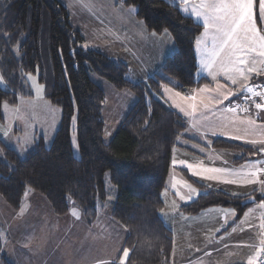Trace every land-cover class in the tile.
Returning <instances> with one entry per match:
<instances>
[{
	"label": "trees",
	"instance_id": "1",
	"mask_svg": "<svg viewBox=\"0 0 264 264\" xmlns=\"http://www.w3.org/2000/svg\"><path fill=\"white\" fill-rule=\"evenodd\" d=\"M117 1L135 6L137 17L149 32L167 30L175 45L158 70L141 81L130 80L123 61L84 47L83 36L70 24L67 8L60 0H0V105L31 96L27 76L35 74L44 97L61 110L59 126L48 146L39 140L22 157L4 147L0 197L11 208L19 209L25 192L32 189L56 216L77 206L91 225L107 203V173L116 192L115 199L108 202L111 215L126 229L123 246L129 249V257L125 264H171L173 236L160 215L161 191L173 150L194 151V143L200 141L159 89L164 85L185 93L207 83L198 75L194 49L202 26L181 12L178 0ZM257 3L255 0L256 8ZM89 72L97 73L118 90H130L135 98L108 141L103 140L104 91ZM74 112L78 156H74L70 142ZM210 139L215 147L240 148L246 156L261 155L237 141ZM179 170L203 189L197 197L180 204L183 213L233 205L244 210L240 203L244 197L204 186L185 168ZM252 195L258 196L255 192ZM3 237L0 225V248ZM0 264H10L4 252L0 253Z\"/></svg>",
	"mask_w": 264,
	"mask_h": 264
},
{
	"label": "rangeland",
	"instance_id": "2",
	"mask_svg": "<svg viewBox=\"0 0 264 264\" xmlns=\"http://www.w3.org/2000/svg\"><path fill=\"white\" fill-rule=\"evenodd\" d=\"M60 1L67 8L70 24L83 36L84 47L94 48L110 58L123 61L130 80L137 82L146 79L147 76L139 79L137 73H140V68H151V70H154L151 74L158 70L162 60L158 62L157 58L160 53L162 54L168 48L167 40L165 36L159 38L152 36L155 35V32L147 30L143 20L137 17L135 6L124 5L117 0ZM162 33H165V31ZM165 35H170L172 38L168 31ZM131 71L136 79L130 77ZM30 76L31 79L29 75L27 76V82L28 88L32 92L31 96L19 97L15 103L2 101L0 105V156H3L4 147L14 149L17 155L22 157L39 140H42L48 146L59 126L60 108L44 97L43 87L37 81L36 75L30 74ZM89 76L104 91L105 98L101 110L104 119L103 140L108 141L119 122L132 106L135 98L130 90L114 88L95 72H89ZM0 84H2V79H0ZM70 127L72 152L74 156H78L75 112L72 115ZM178 149L187 151L185 148H175L172 154L174 155ZM193 149L199 150L197 147ZM236 153V156L242 154L238 150H236ZM246 157L248 159L243 160V166L258 164L259 158L255 155H247ZM189 160L188 157L182 158L179 155L171 160V167L161 191L163 205L160 209V213L168 222L174 216L175 209H179L180 204L187 203L191 200L190 197L195 198L203 192V189L193 185L192 180L175 167V164H181L180 161H185L186 163L180 166L189 169L186 166ZM211 160H215V158L212 157ZM173 161H176V163L174 164ZM190 161L192 162V160ZM104 179L107 203L99 210L98 219L91 226L85 224L84 216L77 206H71L65 215L56 216L49 207L48 202L32 189H27L25 192L19 209L11 208L0 197V205H3V208L0 207V225L4 229L0 253H5L10 264H61V260L62 264H99L95 261L103 260L105 257L120 262L123 249H125L123 240L126 229L111 215L112 207L108 202L115 199L116 192L114 185L109 181L107 173ZM190 189H195V191ZM253 192L258 195L256 200L250 204L248 203L242 213L240 212L243 208L238 210V206L235 205L229 208H219L221 213H230L228 218L231 219L226 229L220 232L219 237L222 239L227 237L237 241L236 230L245 226L244 224L250 226L249 224L252 222V226L255 223L258 224L259 232H261V217L264 214V209L259 208V205L264 201L262 197L264 192L261 191L259 183H257ZM35 195L42 199V203L34 198ZM249 209L253 211L249 213ZM74 210L79 218L73 215ZM210 210L213 211L215 208ZM245 213H249V215L245 216ZM239 214L240 219L239 217L236 219ZM226 216L227 214H218L213 219L222 220ZM232 226V232L227 233V228ZM76 232L79 233L74 236ZM221 233L224 234L221 235ZM27 234L30 235V239L32 238V245L30 246V241L26 239L29 244L27 248H24L26 242L22 240V236L24 237ZM205 239L197 238V241H194L195 244H198L200 251L204 245L211 244L214 241ZM20 240L23 242H20ZM261 240V236H259V244H261ZM22 244L24 245L21 248ZM54 245L56 246L55 249H53ZM62 248H65V250L62 251ZM239 249L240 246L233 245L215 254L205 253L195 258L191 264H219L220 262L225 264L226 258L222 254L224 251L234 252V261L229 259L227 264H247L245 263L246 260L240 259L239 252L241 249ZM24 253L33 255L31 263L22 261L21 258ZM184 258L189 257H186V255L179 257V259Z\"/></svg>",
	"mask_w": 264,
	"mask_h": 264
},
{
	"label": "crops",
	"instance_id": "3",
	"mask_svg": "<svg viewBox=\"0 0 264 264\" xmlns=\"http://www.w3.org/2000/svg\"><path fill=\"white\" fill-rule=\"evenodd\" d=\"M178 1L181 12L190 16L193 20H195L202 26V30L196 39L194 49H195L197 66H198V75L205 78L207 80V83H204L199 87L194 88L185 93H180L169 86H164V85L160 86L159 91L162 98L171 106L172 109H174L180 116H182L186 120L190 131L200 141L194 143V147H197L199 150L193 149L194 151H190L186 149L187 151H183L182 149H178L174 155L172 154L173 155L172 160H174L176 155H179L182 158L186 156L190 160H192V162L189 160V162L187 163L197 166L194 170L197 171L198 174L193 175L192 170L190 169H186L187 173L192 179H194L198 183L203 184L204 186L214 189H220L232 196L244 197L243 199L251 196L255 198V196L252 195V193L256 188L257 183L256 184L243 183L242 175L232 174V173L240 172L243 166V160L248 159L245 154L236 156L237 155L236 150L242 153V149L235 147L234 148L215 147L211 144L212 142L210 137L224 138V139L240 142L244 145H249L251 146L250 151L256 155L257 154L259 155L260 153L261 155L256 157L259 158L260 162H264V153L260 151L261 145L259 143L253 145L247 142L248 140L251 139H256L258 141L264 139V127H262V125H264V110H257L255 108V104L253 103V101L255 102L257 101V96H253L246 92L247 87H254L255 90L258 92L260 83L264 81V73H261L259 75H257L256 73H252L249 75V78L246 81L240 79L239 82L235 85L231 84L230 81L226 80L222 74H218L216 80H213L209 72L213 71L219 73L220 69L218 66L213 67L210 70L205 69L202 63L204 59V49L206 47L207 48L211 47V39L210 37H206L202 35V33H204L205 31L203 27V19L197 17L194 14V10H193L194 5L199 6L200 0H189V3L187 5H184L181 2V0ZM260 3L261 0H258L257 8H256L255 0H253L252 16H253V23L255 24L257 31L261 35H264V13L261 12ZM152 36H157L158 38L161 36H165L167 40L168 48H166L162 52V54L160 53V55L157 58L158 62L161 60L163 61L165 56L170 54L175 49V45L172 41V38L170 37V35L169 36L165 35V33L162 32L155 33V35ZM198 39L200 40L199 45L197 44ZM256 59L257 61H259L260 58L256 57ZM257 67L258 68L261 67L259 63H257ZM152 71L154 70H151V68H146V67L140 68L139 71L140 73H137V75L138 77H140L139 79H143V77L145 76L148 77L152 75L151 74ZM130 77L131 78L135 77L134 74H132V71ZM217 83L225 86L222 89V91H224L225 93H227L228 91H232L234 94L229 96L228 100H224L222 104L217 105L213 102L206 108L201 103V100L204 97H214L216 95L215 89ZM201 88H207L208 91L201 93L199 91V89ZM176 93H179L180 95L177 96ZM193 96L195 97L194 100L188 99L189 97H193ZM244 102H248L249 105L248 106L249 111L247 112L240 110L241 109L240 105ZM205 103H207L206 100ZM192 104L196 105V109L194 112L193 109L190 107V105ZM181 108H184L185 111L187 112H193V114L185 115L184 112L180 111ZM229 108H234L236 109V111L229 112L227 111V109ZM246 119L255 120L256 122L255 136L247 135L245 132L246 126L239 123L240 120H246ZM232 155L235 156L233 157ZM212 157H214L215 160H211ZM237 163H239V165H237ZM175 165L177 169L181 168L180 166L181 164H175ZM257 167H260V164H257ZM202 168H224L230 170V172L222 174L215 179H207L206 176L213 174L201 172ZM247 170L248 168L245 167L244 171ZM224 180H237L238 182L224 183L223 182ZM192 184L195 185L193 182ZM34 198L38 199V201L42 203L41 201L42 199H39V197H36V195L34 196ZM190 199H193V197H190ZM247 205L248 204L243 206H247ZM0 207L3 208V205L1 204ZM225 208H229V207H225ZM244 209H246V207ZM219 210L221 209H215L213 211L211 210L202 211L194 214H187V213H183L182 211H180V209L176 208L174 212V216L170 218L171 219L170 222H168L166 218L162 215V213H160L162 220L168 226V228H170L173 236L171 264H191V262L195 258H198L202 254L205 253L215 254L218 251L233 245L240 246L241 249V251L239 252L240 259L246 260L245 263H247V259L249 256H253L256 254V250L257 248H259L260 245L258 242L259 236L262 235L263 228H261L262 230H260L261 232H259L257 223L254 222L255 224L253 226H252L253 222L249 224L250 226L244 224L245 226L240 227L239 229L236 230V235L238 236L237 241L227 237H224L222 239L221 237H219L220 232L226 229L231 219L228 218L230 216V213H221V211ZM218 214H227V216L225 218H222V220H218L217 218L213 219V217ZM238 217L240 219V214L239 216L236 217V219ZM97 219L98 218L96 217L95 221ZM262 223H264V221H262ZM85 224L87 223L85 222ZM231 228H233V226L227 228L228 231L226 232L227 233L232 232ZM79 232H76L74 236L78 235ZM223 234L224 233H221V235ZM197 238H202L204 240H206L205 238H207L210 241L212 240L214 241L211 244L204 245L202 250L200 251L198 244L194 243V241H197ZM26 239L30 241V243L32 240V238L30 239V235L28 234L24 235V237L22 236V240L26 242L24 248H27V245L29 244V242ZM22 240H20V242ZM23 245L24 244H22L21 248L23 247ZM31 245L32 243L30 244V246ZM55 248L56 246L54 245L53 249ZM64 250L65 248H62V251ZM233 253H234L233 251L231 253L225 251L222 253L223 256L226 258L225 264L229 263L228 262L229 259H231V261H234ZM184 255H186V257L189 258L179 259L180 256H184ZM192 255H194V257H192ZM21 259L22 261H25V263H31L33 259V255L30 253H24ZM100 261L111 263L115 260H111L110 257H105L103 260H98L95 262H100ZM61 264H62V260H61ZM219 264H223V263L220 262Z\"/></svg>",
	"mask_w": 264,
	"mask_h": 264
},
{
	"label": "snow or ice",
	"instance_id": "4",
	"mask_svg": "<svg viewBox=\"0 0 264 264\" xmlns=\"http://www.w3.org/2000/svg\"><path fill=\"white\" fill-rule=\"evenodd\" d=\"M184 5L189 3V0H181ZM252 4L253 0H200L199 6L194 5V14L197 17L203 19L204 33L203 36L210 37L211 47L204 49V59L202 61L205 69H212L213 67H219L220 72L210 71L209 74L213 80H216L218 74H222L224 78L235 85L240 79L247 80L249 75L256 73L257 75L264 73V35H261L255 24L253 23L252 16ZM261 12L264 13V0L260 3ZM167 34V30H165ZM200 40H197L199 45ZM254 54V55H253ZM256 57H259L257 61ZM257 63L261 67H257ZM29 78L31 76L29 74ZM2 79V78H0ZM224 85L217 83L214 97H204L201 103L204 107H208L213 102L215 104H222L224 100H228L229 96L233 95L232 91L225 93L222 91ZM201 93L207 92V88L199 89ZM246 92L253 95L259 96L262 102H255V108L257 110H264V91L257 92L254 87H247ZM179 96V93H176ZM222 97V99H221ZM188 99H195V97H189ZM205 100L207 103H205ZM190 107L193 112L196 109V105L192 104ZM241 111L247 112L248 108H242ZM180 111L184 112L185 115H192L193 112H187L184 108ZM229 112H234L236 109L229 108ZM240 124L245 125V132L247 135H256V122L252 119L240 120ZM264 127V125H262ZM7 135V133H5ZM239 138V137H236ZM253 145L259 143L261 145L260 151L264 152V139L256 140L251 139L247 141ZM175 164L176 161H173ZM181 164H185V161H180ZM258 164L264 165V162H257ZM192 170L193 175H197V171L194 169L197 166L192 164L186 165ZM247 167L248 170L244 171ZM201 172L209 173L213 175L206 176L207 179H215L220 175L229 173L230 170L224 168H202ZM234 175H242L243 183L261 185V191L264 192V179H260V176L264 174V166L257 167L256 164L249 166H242L241 171L232 173ZM224 183H237V180H224ZM190 187V186H189ZM195 191V189H190ZM183 199V197H181ZM259 208L264 209V201L259 205ZM253 210L249 209V213ZM245 213V216L249 215ZM234 214V213H233ZM73 215L79 218V215L74 210ZM264 221V215L261 217ZM243 223V221H242ZM264 228V223L260 225ZM235 231V229H233ZM261 246L257 248L256 255L249 256L247 264H264V240H261ZM129 257V249H123V256L120 257V264H125V260ZM99 264H109V262L100 261ZM114 264V262H112Z\"/></svg>",
	"mask_w": 264,
	"mask_h": 264
},
{
	"label": "built area",
	"instance_id": "5",
	"mask_svg": "<svg viewBox=\"0 0 264 264\" xmlns=\"http://www.w3.org/2000/svg\"><path fill=\"white\" fill-rule=\"evenodd\" d=\"M259 91H264V81L263 82H261L260 83V85H259V88H258V92ZM256 102H262L261 101V98L259 97V96H257V101ZM248 102H244V103H242L241 105H240V108L242 109V108H248ZM261 166H264V165H262V164H260V167ZM261 179H264V174H262L261 175ZM262 240H264V228H263V231H262ZM261 245V244H260Z\"/></svg>",
	"mask_w": 264,
	"mask_h": 264
},
{
	"label": "water",
	"instance_id": "6",
	"mask_svg": "<svg viewBox=\"0 0 264 264\" xmlns=\"http://www.w3.org/2000/svg\"><path fill=\"white\" fill-rule=\"evenodd\" d=\"M253 201H255V198L251 196V197L243 199V201L241 202V205H246V204L253 202Z\"/></svg>",
	"mask_w": 264,
	"mask_h": 264
}]
</instances>
